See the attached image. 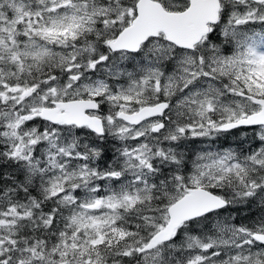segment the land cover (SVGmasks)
Returning a JSON list of instances; mask_svg holds the SVG:
<instances>
[{"label": "snow or ice", "instance_id": "1", "mask_svg": "<svg viewBox=\"0 0 264 264\" xmlns=\"http://www.w3.org/2000/svg\"><path fill=\"white\" fill-rule=\"evenodd\" d=\"M0 264H264V0H0Z\"/></svg>", "mask_w": 264, "mask_h": 264}]
</instances>
